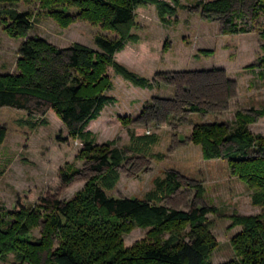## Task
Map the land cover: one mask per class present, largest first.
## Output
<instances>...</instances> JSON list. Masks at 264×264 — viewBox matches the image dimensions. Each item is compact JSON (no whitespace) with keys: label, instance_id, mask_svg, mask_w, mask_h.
<instances>
[{"label":"rangeland","instance_id":"rangeland-1","mask_svg":"<svg viewBox=\"0 0 264 264\" xmlns=\"http://www.w3.org/2000/svg\"><path fill=\"white\" fill-rule=\"evenodd\" d=\"M198 1L180 0L185 7L178 9L171 25L160 22L152 4L136 9L131 30L136 38L125 43L116 60L139 75L157 79L158 85L151 89L135 86L108 68L113 86L105 93L116 101L107 104L87 129L93 132L96 144L112 143L124 154L114 186L106 189L108 195L144 198L157 190L156 180L172 169L182 185L169 195L157 190L160 202L184 210L214 207L206 215L216 241L208 260L218 264L234 255L230 239L241 228L232 226L230 217L258 214L262 208L252 204L253 189L232 173L228 161L205 158L190 134L194 123L235 125L237 110L244 117L245 113L253 114V109L264 108V62L260 61L264 55V13L251 22L252 0H236L234 7L244 11L241 24L247 22L250 30L224 33L222 19L205 18ZM7 6L28 10L33 24L26 36L13 37L0 20L1 74L17 73L18 48L26 38L39 36L60 47L81 43L96 48L95 35L117 36L76 16L61 25L36 0ZM72 14H76L75 8ZM170 73L175 77L165 80L163 74ZM191 104L203 111L191 110ZM30 106L33 119H43L42 124L20 123L27 117L24 110L0 106V125L6 127L0 144V207L8 210L20 204L37 205L46 197L71 199L92 174L78 157L80 141L69 137L54 111L45 105L35 107L34 100ZM124 116L129 121L122 122ZM247 127L253 134L264 135V116ZM67 164L81 171L65 184L60 170ZM40 230L35 227L31 234L39 237ZM147 232V228L132 227L123 235L124 245L147 241ZM41 256L44 264L45 252ZM0 264H17L14 254L9 253Z\"/></svg>","mask_w":264,"mask_h":264},{"label":"trees","instance_id":"trees-1","mask_svg":"<svg viewBox=\"0 0 264 264\" xmlns=\"http://www.w3.org/2000/svg\"><path fill=\"white\" fill-rule=\"evenodd\" d=\"M18 1L0 0V20L8 35L24 37L33 18L28 10L7 6ZM36 1L61 25L76 16L100 24L117 36L95 35L96 48L81 43L60 47L39 36L26 38L18 48L17 73H0V106L24 110L27 117L20 123L33 127L44 120L33 119L31 100L35 107L45 105L53 110L69 137L80 141L78 157L92 171L71 199L46 197L34 206L20 204L10 210L0 207V260L13 253L17 264H41V253L45 252L44 264H214L208 258L216 241L206 216L214 207L184 210L160 202L157 190L169 195L182 185L172 169L156 180L157 190L144 198L108 195L106 189L114 186L124 154L112 143L96 144L93 132L87 129L89 122L116 100L105 93L113 86L108 68L135 86L158 85L157 79L139 75L116 60L125 43L136 38L131 33L136 9L152 4L160 22L171 25L178 9L185 5L180 0ZM235 1L197 3L205 18L222 19V32H248L247 22L241 24L244 11L234 7ZM249 13L251 22L264 13V0H252ZM261 36L264 39V30ZM261 48L264 51V44ZM260 61L264 62V55ZM174 77L173 73L163 74L165 80ZM190 106L191 110L203 111L195 104ZM242 115L236 111L235 125L194 123L190 134L191 142L201 146L205 158L228 161L232 173L253 189L252 204L262 208L258 214L230 217L232 226L241 228L230 239L234 255L218 264H264V135L253 134L247 127L264 116V108ZM121 121H129L128 116ZM5 135L6 127L0 125V144ZM80 171L67 164L60 170L61 181L68 184ZM135 226L147 228L149 239L126 247L123 235ZM35 227L41 228L39 237L31 234Z\"/></svg>","mask_w":264,"mask_h":264},{"label":"crops","instance_id":"crops-1","mask_svg":"<svg viewBox=\"0 0 264 264\" xmlns=\"http://www.w3.org/2000/svg\"><path fill=\"white\" fill-rule=\"evenodd\" d=\"M135 54V53H134ZM137 54V53H136ZM160 72V71H159ZM144 89H148V88H144ZM149 89H151V88H149ZM116 101V100H115Z\"/></svg>","mask_w":264,"mask_h":264}]
</instances>
